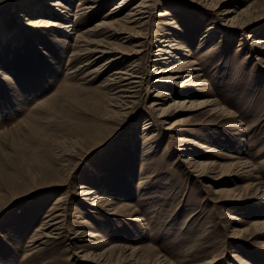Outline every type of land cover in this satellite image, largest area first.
<instances>
[{
    "label": "rangeland",
    "instance_id": "rangeland-1",
    "mask_svg": "<svg viewBox=\"0 0 264 264\" xmlns=\"http://www.w3.org/2000/svg\"><path fill=\"white\" fill-rule=\"evenodd\" d=\"M29 1L0 0V264H264V0H149L124 114L105 82L117 67L72 52L122 0L91 13L81 0ZM47 20L60 25L37 27ZM175 41L193 65L180 83L199 86L156 83L171 66L153 63L157 46ZM158 90L184 108L159 118Z\"/></svg>",
    "mask_w": 264,
    "mask_h": 264
},
{
    "label": "bare ground",
    "instance_id": "bare-ground-1",
    "mask_svg": "<svg viewBox=\"0 0 264 264\" xmlns=\"http://www.w3.org/2000/svg\"><path fill=\"white\" fill-rule=\"evenodd\" d=\"M32 1H34L35 3H33ZM38 1L39 0H30L29 1L30 10H33L34 8L36 10L40 9L41 4L38 3ZM106 1H109V0H81L82 3L80 4V7H82V8L80 9V11H82V13L94 12V10L96 8L102 7ZM133 1L134 0H122L118 5H116V8H114L115 10H117L116 13L107 14L101 22H98L93 27L84 31L82 34H79L77 36L76 41H75V42H77V45L72 50L74 56L77 58L86 57V56H90V57L95 56L93 58L94 59L93 62L106 58L103 62V65H102L103 68L106 66H109V67L116 66L117 67L116 71H113V73L109 76V78L105 82L108 86H110L111 91L114 92L111 94V95H113V96H111V100H113V101L115 100V102H113L114 104L112 106L115 108H118L121 111L120 113H122V114H124L127 109L131 108V106L128 107L129 104H132V105L135 104L133 102L124 101V98H132V96L122 97L119 94L131 95L133 87H134L133 85L138 84V81L140 79V76L137 75V74H139V73H137L138 70L135 69L138 67V65L134 61V58H135V56L141 55L143 53V51H142L143 43L142 42L140 43L139 41H136V40L137 39H140V40L145 39V36H144L145 34L143 33V31H140V30L148 24V21H146V20H148L149 17L146 15L149 13L148 9L150 8L148 5V3L150 2L149 0H142L137 5H134L131 7V3ZM191 1L194 2V0H190V2ZM209 1L210 0H201L202 3L205 2V5L207 6L205 8L210 9L211 3H209ZM48 4H49V2H48ZM54 7H60V4L56 3L54 5ZM224 14H228V12H226ZM14 16L17 17L16 13H14ZM156 16L162 17V18H167V17L171 16V13L168 12V10H162V11H159ZM19 18H23V17L19 16ZM24 20H25V22L28 20L30 25L33 24V23L31 24L30 19L26 20L24 18ZM174 24H176V23L173 21H171V22L167 21L165 23L166 26H171ZM59 25L60 24H58L57 22L47 20L45 22H43V21L40 22V24L37 25V27L53 28V27H58ZM61 28L65 29V28H69V27L64 26ZM213 29H214L213 27L208 28V31H207L208 34L206 35V38L215 34V30H213ZM211 31H213V32H211ZM119 36H123V38L120 39V42H119V43H121L120 46L118 44L116 45V43L114 44L113 42H111L112 40L118 42ZM161 42H165V41H160V43ZM133 43H134V45H132L131 48H129L130 49L129 51H128V49H124L125 47L123 48V46L125 44L129 45V44H133ZM259 44H260V41H254L253 42V46H258ZM262 44H264V43H262ZM178 45H179V42L175 41L174 43H172L171 48L169 50L163 49L162 46H157L159 49L158 50L159 54H162V55H158L157 56L158 58L154 59L153 63L154 62L156 63L157 61L159 63H161L163 61H166V62L170 61L169 63H171V66H169L168 68H165L164 70H158V69L154 68L155 70H158L157 73L165 74V75L158 77L156 79V83L158 84V86H161L165 83H171V84L177 85L179 87H182L181 89L186 88L184 86H199V84H197V83L200 81V78L197 77L196 75L195 76L194 75H190V76L188 75L189 77H187V79H185V81L182 84L180 83V81L182 80L181 75L182 74L184 75V72H186V70L189 69L193 65H191V63H189V62L184 61V59H181V57L180 58L175 57L178 55L176 52L181 51L183 49V47H178ZM174 60H176V61H174ZM90 61L91 60H87L84 63V65H79L78 68L83 69L86 66H90L93 63V62L91 63ZM129 61L130 62L132 61L131 64H129L128 66L127 65L124 66V64H126ZM161 64H163V63H161ZM79 71H80V69H78L74 72H79ZM1 75H2L4 80L9 79V77L7 76L6 73H3ZM130 86H133V87H130ZM115 91H117V92H115ZM154 93H156V96L154 97L156 99L152 102L151 107L156 112L159 113V118L164 119L169 115L170 111H174V110L180 111L185 106L184 105L185 100H177V99L173 100L169 105H165V102L169 99V97L171 95V94H168L167 91H159L158 90V91H155ZM202 103L205 105H210V104L215 105V101L209 100V99L203 101ZM220 111H222L224 115H226L228 118H230L229 117L230 113H228L227 111H225L223 109H220ZM185 124H186V119H184L182 117L178 118L176 121H174L173 123L168 125V128L166 129V131L173 134L178 130L177 129L178 127H182ZM183 138H184V136L182 138H176L179 142H181V145L179 146L180 148L178 150L179 152L187 150L186 147L189 145V143H186L187 140L185 138L184 139ZM174 143H177V142H174ZM187 162H188V164L192 165V167L194 169L197 167H200V166H208L209 165L211 167V165H214L213 163H208V162L203 163V164H197V163H195V159H193L191 157H189L187 159ZM82 193L86 197H87V195L90 194L89 191L82 192ZM58 202L59 203L62 202L61 198L58 199ZM91 205L94 206L95 203H93ZM60 210L61 209H58L57 211H60ZM62 218H63L62 213H55V215L53 217L51 216L50 220H48V222L46 223V225H48L50 223H52V224L46 226L45 228L46 229L53 228V230H52L53 232L59 231L61 224L63 223ZM237 233L241 234V231H238ZM213 262H215V261H213ZM213 262L210 261V264H213Z\"/></svg>",
    "mask_w": 264,
    "mask_h": 264
}]
</instances>
